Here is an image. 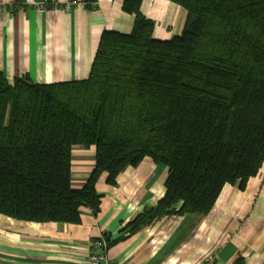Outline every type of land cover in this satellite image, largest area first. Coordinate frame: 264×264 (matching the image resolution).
<instances>
[{
    "label": "trees",
    "instance_id": "trees-1",
    "mask_svg": "<svg viewBox=\"0 0 264 264\" xmlns=\"http://www.w3.org/2000/svg\"><path fill=\"white\" fill-rule=\"evenodd\" d=\"M96 6L98 0H85ZM184 28L154 37L143 0L125 33L105 30L89 76L11 81L0 68V213L39 222L81 221L100 209L96 184L145 156L169 168L165 195L129 224L208 214L227 184L244 190L264 163V0H171ZM96 147L84 185L73 148ZM235 264H244L239 258Z\"/></svg>",
    "mask_w": 264,
    "mask_h": 264
},
{
    "label": "crops",
    "instance_id": "crops-1",
    "mask_svg": "<svg viewBox=\"0 0 264 264\" xmlns=\"http://www.w3.org/2000/svg\"><path fill=\"white\" fill-rule=\"evenodd\" d=\"M0 0V68L13 81L28 74L40 83L89 76L105 30L129 33L135 16L123 0ZM69 5V6H67ZM155 21L154 37L170 39L184 28L187 11L171 0H143ZM96 147L73 148V184L84 185ZM169 168L145 156L108 182L96 184L100 209L83 207L78 223L21 220L0 213V264H89L93 237L108 241L114 264H264V163L241 190L227 184L213 209L173 214L132 232L129 224L165 195Z\"/></svg>",
    "mask_w": 264,
    "mask_h": 264
},
{
    "label": "built area",
    "instance_id": "built-area-1",
    "mask_svg": "<svg viewBox=\"0 0 264 264\" xmlns=\"http://www.w3.org/2000/svg\"><path fill=\"white\" fill-rule=\"evenodd\" d=\"M49 0L39 3L40 9L43 10ZM69 6V5H67ZM0 6V12L2 11ZM108 241L104 236L93 237L89 243V264H114L107 256Z\"/></svg>",
    "mask_w": 264,
    "mask_h": 264
}]
</instances>
